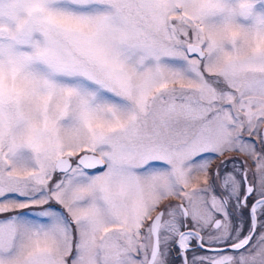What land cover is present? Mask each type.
Here are the masks:
<instances>
[{
    "label": "snow or ice",
    "instance_id": "1",
    "mask_svg": "<svg viewBox=\"0 0 264 264\" xmlns=\"http://www.w3.org/2000/svg\"><path fill=\"white\" fill-rule=\"evenodd\" d=\"M0 264H264V0H0Z\"/></svg>",
    "mask_w": 264,
    "mask_h": 264
}]
</instances>
